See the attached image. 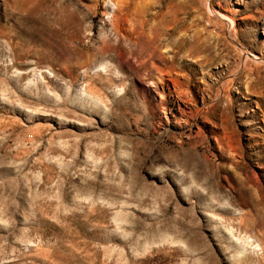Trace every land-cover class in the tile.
I'll list each match as a JSON object with an SVG mask.
<instances>
[{
	"label": "rangeland",
	"instance_id": "374dc122",
	"mask_svg": "<svg viewBox=\"0 0 264 264\" xmlns=\"http://www.w3.org/2000/svg\"><path fill=\"white\" fill-rule=\"evenodd\" d=\"M0 264H264V0H0Z\"/></svg>",
	"mask_w": 264,
	"mask_h": 264
}]
</instances>
